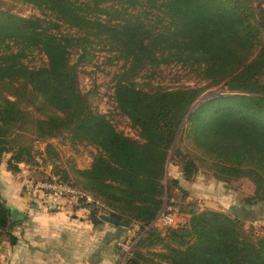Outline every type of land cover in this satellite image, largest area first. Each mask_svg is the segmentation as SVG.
I'll return each instance as SVG.
<instances>
[{"label":"trees","instance_id":"trees-1","mask_svg":"<svg viewBox=\"0 0 264 264\" xmlns=\"http://www.w3.org/2000/svg\"><path fill=\"white\" fill-rule=\"evenodd\" d=\"M11 1L46 18L0 10V165L10 154L6 169L23 173L28 185L47 176L21 167L56 159L51 139L92 146L97 153L88 168L74 170V179L55 173L57 181L80 191L77 203H65L82 207L93 226L104 223V207L122 223L113 225L117 239L133 225L137 236L126 264H264V233L244 229L260 220L252 208L264 210V0ZM97 47L121 63L112 98L138 139L92 111L78 89L77 65L91 62ZM34 52L45 62L29 67L24 59ZM171 65L202 85H151L150 75ZM215 87L228 94L198 100ZM171 161L185 183L209 171L218 182L247 180L253 191L225 213L179 204L186 223L164 226L162 234L157 218L172 212V191L188 197L177 179L166 177ZM15 225L0 199V242L14 244ZM145 244L164 248L144 253Z\"/></svg>","mask_w":264,"mask_h":264},{"label":"rangeland","instance_id":"rangeland-1","mask_svg":"<svg viewBox=\"0 0 264 264\" xmlns=\"http://www.w3.org/2000/svg\"><path fill=\"white\" fill-rule=\"evenodd\" d=\"M108 5H110V3H108ZM114 6L115 9L122 10V7L119 6L118 3H115ZM0 10L7 11L10 14L23 18H46L45 13H41L37 8L30 5L17 4L11 0H0ZM157 15L158 17L161 16L160 13H157ZM62 31H66L65 27H62ZM77 56L78 54L76 52L71 54L70 60L72 64H77ZM24 62L29 67H37L45 62V58L42 54L34 52L29 54L24 59ZM120 65L121 63L115 61L110 52L97 47L96 50L93 51L91 62L77 65L78 89L83 95L87 96V101L92 111L105 114L115 129L123 135L132 139H138L137 130L133 128L127 118L121 115L116 109L115 102L112 98L114 74L118 71ZM186 73L187 71L180 66L171 65L168 68L162 66L160 70L156 72V75H150L149 71L147 74L152 76L150 83L154 86L161 85L172 88L180 86L195 87L202 85L196 76L192 73H188V75ZM147 80L148 79L142 77L137 78L139 83L147 82ZM226 94H228V92L221 87L210 88L206 89L200 95L198 100L201 98L202 100H208ZM49 143L55 148L57 153L56 159L48 157L49 159L46 160L47 164H41L40 162H37L36 164L32 163L31 167L29 169L27 168L28 170L26 167H21L22 172L25 174H31L33 177H37L40 172L45 174V176L50 174L55 177H57V174L55 173L61 174L64 172L67 174L68 178L74 179V170L88 168L93 157L97 153L96 149L92 146L78 143L72 144V142L62 137L51 139ZM43 147L42 144H36L35 146L37 151H42ZM10 157V154H6L3 158V163L0 166L5 172L12 174L11 171L6 169V161ZM38 157L40 159V155H38ZM39 161H41V159ZM166 177L168 179H177L182 189L188 192V197L184 198L182 191H179L178 189L172 191L167 207L172 210L174 215L172 217L171 225H165L162 222H159L158 225L160 227L162 226L160 230L162 234L166 231V227L164 226L179 227L186 223L187 217L176 212L179 211V204L181 206L186 205L187 209H189V206H193L197 207L199 210L209 209L225 213L232 207H238V202L244 197L249 196L253 191L251 183L247 180L232 181L228 183L218 182L211 177V172L209 171L201 172L200 176L195 178L193 183H185L182 179L179 166L175 165L172 161L166 166ZM54 202L65 203V200L55 199ZM51 203H53V201H51ZM169 203H171L172 206L169 205ZM104 208H102L103 212H101V215L107 216V210ZM252 210L257 213L260 212L258 214L260 220L253 221L251 223L253 226H251L249 222L245 223L244 229L249 231L250 228H252L256 235H263L264 210L260 211L261 207L259 206L252 208ZM132 226L133 225H131V227ZM131 227L122 233V237L124 234L127 235L125 239L117 240L116 243L136 239L137 230L135 231V228L130 230ZM129 234L131 236H128ZM163 248V244H145L140 250L144 253L162 252Z\"/></svg>","mask_w":264,"mask_h":264},{"label":"crops","instance_id":"crops-1","mask_svg":"<svg viewBox=\"0 0 264 264\" xmlns=\"http://www.w3.org/2000/svg\"><path fill=\"white\" fill-rule=\"evenodd\" d=\"M25 179L23 173L13 176L0 166V199L19 214L11 231L14 244L0 242V264H126L116 246L126 234L117 239L113 225L93 226L75 203L29 198Z\"/></svg>","mask_w":264,"mask_h":264},{"label":"built area","instance_id":"built-area-1","mask_svg":"<svg viewBox=\"0 0 264 264\" xmlns=\"http://www.w3.org/2000/svg\"><path fill=\"white\" fill-rule=\"evenodd\" d=\"M26 186L27 187L25 189V194L31 199H36L39 197H49L52 200L63 199L65 201L70 200L76 202L81 196L80 191H78L76 188L65 183H59L57 181V177L50 174H47V177L44 180L33 182ZM87 201H90V199L87 198ZM173 215V212H161L157 220L165 225H171ZM134 242L135 239L127 240V242L123 241L120 243H116V246L124 252L125 259L126 257H128V254Z\"/></svg>","mask_w":264,"mask_h":264},{"label":"water","instance_id":"water-1","mask_svg":"<svg viewBox=\"0 0 264 264\" xmlns=\"http://www.w3.org/2000/svg\"><path fill=\"white\" fill-rule=\"evenodd\" d=\"M18 216H19V214L17 211H15V210L11 211V224L17 220ZM100 219H102L104 222L112 224V225H117V224L121 225L122 224L118 221L110 219L108 216H105V215H101Z\"/></svg>","mask_w":264,"mask_h":264}]
</instances>
